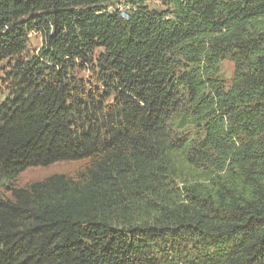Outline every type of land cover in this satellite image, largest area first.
Returning <instances> with one entry per match:
<instances>
[{"label":"trees","instance_id":"16d2710c","mask_svg":"<svg viewBox=\"0 0 264 264\" xmlns=\"http://www.w3.org/2000/svg\"><path fill=\"white\" fill-rule=\"evenodd\" d=\"M155 1L0 0V264H264V0Z\"/></svg>","mask_w":264,"mask_h":264},{"label":"rangeland","instance_id":"374dc122","mask_svg":"<svg viewBox=\"0 0 264 264\" xmlns=\"http://www.w3.org/2000/svg\"><path fill=\"white\" fill-rule=\"evenodd\" d=\"M150 8L159 7L155 0H146ZM29 49L32 52H37L42 46V38L39 35L30 36ZM234 64L230 61H225L221 65L222 78L226 85H229L234 75ZM84 166V162H61L56 163L47 168H30L23 172L18 179L13 182L14 187H25L34 182L42 181L43 179L55 175L66 174L75 176L76 173ZM10 191L5 186L0 185V198H9Z\"/></svg>","mask_w":264,"mask_h":264}]
</instances>
